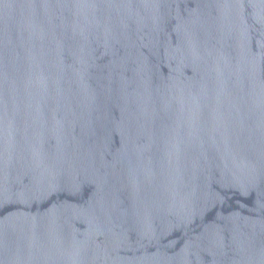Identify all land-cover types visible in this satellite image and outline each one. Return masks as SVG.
Returning a JSON list of instances; mask_svg holds the SVG:
<instances>
[{
    "label": "water",
    "instance_id": "water-1",
    "mask_svg": "<svg viewBox=\"0 0 264 264\" xmlns=\"http://www.w3.org/2000/svg\"><path fill=\"white\" fill-rule=\"evenodd\" d=\"M0 264H264V0H0Z\"/></svg>",
    "mask_w": 264,
    "mask_h": 264
}]
</instances>
